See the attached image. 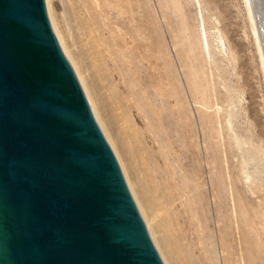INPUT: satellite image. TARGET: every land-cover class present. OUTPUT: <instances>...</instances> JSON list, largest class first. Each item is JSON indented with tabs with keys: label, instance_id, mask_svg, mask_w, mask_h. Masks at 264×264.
<instances>
[{
	"label": "rangeland",
	"instance_id": "374dc122",
	"mask_svg": "<svg viewBox=\"0 0 264 264\" xmlns=\"http://www.w3.org/2000/svg\"><path fill=\"white\" fill-rule=\"evenodd\" d=\"M46 2L165 263L178 264L124 149L135 144L155 156L186 231L212 238L197 240L205 264H264V76L243 0ZM101 64L120 106L96 91Z\"/></svg>",
	"mask_w": 264,
	"mask_h": 264
},
{
	"label": "water",
	"instance_id": "95a60500",
	"mask_svg": "<svg viewBox=\"0 0 264 264\" xmlns=\"http://www.w3.org/2000/svg\"><path fill=\"white\" fill-rule=\"evenodd\" d=\"M0 264H166L46 0H0Z\"/></svg>",
	"mask_w": 264,
	"mask_h": 264
},
{
	"label": "bare ground",
	"instance_id": "6f19581e",
	"mask_svg": "<svg viewBox=\"0 0 264 264\" xmlns=\"http://www.w3.org/2000/svg\"><path fill=\"white\" fill-rule=\"evenodd\" d=\"M243 2H244V6H245L244 8L246 10L247 20L250 24V27H251L250 29L252 31L253 38L255 41V45H256L255 47L257 49L256 51H257V54L259 56V60H260V64H261V70H262L263 76H264V0H243ZM86 3H87V0H79V4H81L82 6H86ZM75 10L78 13H80L79 6H77L76 4H75ZM92 18L94 19V17H92ZM83 21L85 22V20H83ZM89 24H90V22H88L87 25H89ZM89 26H91V24ZM118 41H117V44H118ZM139 44H134L132 49L133 50H135V49L136 50L137 49L142 50V47ZM93 55H94V57L96 56V54L94 52H93ZM98 73H99V76L98 75L94 76L91 74L92 81L94 83V86L96 87V91L98 90V93L100 92V94H102V95H105L106 92H109V94L112 95L111 100H109V98L107 99L106 97L104 98L105 105H107L108 108H111L113 105H116V104L119 105L120 100L118 99L117 94L115 95V93H114L115 89H114V84H113L112 77H111V75L113 76L114 74L110 73L108 70H105L103 64H101V68L98 70ZM98 73H96V74H98ZM136 78H138V77H136ZM174 81H175V79H174ZM131 82H132V80H131ZM113 113L114 112H112V114ZM137 121H138V119H137ZM126 146H128V145H126ZM124 149H126L127 155L130 157L129 159L131 160V164H132L131 167L133 166V169L135 170L134 172L136 174H139L140 176L141 175L143 176V179L141 178L142 179V184H141L142 187L141 188H142L143 192L145 193L144 195L146 196L148 203L150 204L151 208L153 209L154 213L157 215V217L159 219L158 221L161 225V231H163L162 234L165 235V237L164 236L163 237L165 238V241L167 243V246L170 248L171 253L175 257L174 260H176V262L178 264H205L204 259L198 255L200 248L197 244V240L201 241L202 244H207L208 241H212V238L209 237V235H207V234L201 236L200 234H194V233H190V232L186 231L185 225L187 224L188 218L184 214H182L181 212L176 211V209L179 205H178L177 201L174 200L172 194L169 192L170 187L167 184L166 177L164 175L163 170H161L158 167L157 163L155 162V156L152 155V153L149 154L148 148L145 145L140 146L139 144H135L133 149H131V147L130 148L125 147ZM187 151H189V150H187ZM190 166L193 169L196 168L194 166L193 162L190 164ZM197 178H198L197 180L200 179V175L198 173H197ZM198 182L199 181H196V183H198ZM162 211L164 214H163V216H160L159 212H162ZM257 224L255 222L251 223V227H250L251 231L257 230V226H258ZM238 228L240 229V227H238ZM221 231H222V229L220 230V232ZM223 231H225V230H223ZM240 231H241V229H240ZM241 232H243V231H241ZM221 234H222V232H221ZM232 235H234V234L232 233ZM223 237H224V233H223ZM239 238H240V236L239 235L237 236V234L235 236H230V239L233 242V244L236 245L240 249V247H239V244H240L239 240L240 239ZM241 238H242V235H241ZM246 240H247V238H246ZM249 240H247V241H249ZM223 242H225V240H223ZM244 242H246V241H244ZM227 243H228V238H227ZM243 243L241 245H243ZM253 243L254 242H252V244ZM254 260H256V259H254ZM256 262H257V260H256ZM263 262H264V260H263Z\"/></svg>",
	"mask_w": 264,
	"mask_h": 264
}]
</instances>
